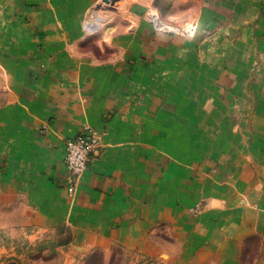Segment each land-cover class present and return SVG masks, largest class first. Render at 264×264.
Wrapping results in <instances>:
<instances>
[{"label": "crops", "instance_id": "crops-1", "mask_svg": "<svg viewBox=\"0 0 264 264\" xmlns=\"http://www.w3.org/2000/svg\"><path fill=\"white\" fill-rule=\"evenodd\" d=\"M101 1L0 0V229L163 264H241L257 239L264 264V0H119V61L84 49ZM151 5L187 36L154 33ZM87 127L102 143L69 195Z\"/></svg>", "mask_w": 264, "mask_h": 264}, {"label": "rangeland", "instance_id": "rangeland-1", "mask_svg": "<svg viewBox=\"0 0 264 264\" xmlns=\"http://www.w3.org/2000/svg\"><path fill=\"white\" fill-rule=\"evenodd\" d=\"M118 1L114 0L112 5H102L101 1L100 5L94 8V12L90 10L83 18L81 25L84 49L93 53L97 60L119 61L124 57L114 54V48L107 45V37L104 35L107 27L115 21V16L122 15L124 10H127L118 8ZM97 17H102V24L99 23L101 26L90 31L88 23H92ZM146 18L154 33L186 37L189 32L186 23L172 21L169 19L172 17L164 15L156 5L148 7ZM159 20L168 27H164ZM97 23L98 21L95 22ZM10 227L0 229V264H163L156 259L140 260L139 256H132L122 248L115 249L112 255L103 250H95L77 256V249L66 246L72 238V231L69 229L28 230L27 227ZM258 245L259 240L254 239L246 248L241 264H253Z\"/></svg>", "mask_w": 264, "mask_h": 264}, {"label": "built area", "instance_id": "built-area-1", "mask_svg": "<svg viewBox=\"0 0 264 264\" xmlns=\"http://www.w3.org/2000/svg\"><path fill=\"white\" fill-rule=\"evenodd\" d=\"M164 27H168L159 20ZM102 143V134L92 127H87L65 140L67 168V191L73 195L82 174L89 167L93 156Z\"/></svg>", "mask_w": 264, "mask_h": 264}, {"label": "bare ground", "instance_id": "bare-ground-1", "mask_svg": "<svg viewBox=\"0 0 264 264\" xmlns=\"http://www.w3.org/2000/svg\"><path fill=\"white\" fill-rule=\"evenodd\" d=\"M101 18L102 17H97V19L96 20H93L92 23H88V24H90L89 29H91V28H93V29L95 28L96 29L97 27H99L100 26L99 23H100V19ZM97 21H98V23H97L98 25L95 24V22H97Z\"/></svg>", "mask_w": 264, "mask_h": 264}, {"label": "water", "instance_id": "water-1", "mask_svg": "<svg viewBox=\"0 0 264 264\" xmlns=\"http://www.w3.org/2000/svg\"><path fill=\"white\" fill-rule=\"evenodd\" d=\"M112 1H114V0H112Z\"/></svg>", "mask_w": 264, "mask_h": 264}]
</instances>
